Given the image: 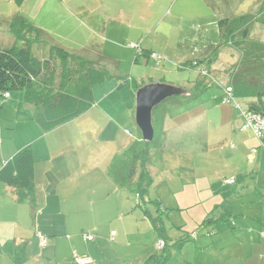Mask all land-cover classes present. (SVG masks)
Instances as JSON below:
<instances>
[{
	"label": "crops",
	"instance_id": "obj_1",
	"mask_svg": "<svg viewBox=\"0 0 264 264\" xmlns=\"http://www.w3.org/2000/svg\"><path fill=\"white\" fill-rule=\"evenodd\" d=\"M102 11L100 0H0V30L6 36L0 38V45L14 44L10 24L21 19L40 31V42L33 46L36 57L44 59L50 45L56 44L118 71L120 61L114 60L108 41L101 50L91 44L92 30L105 37L126 34L123 27L106 23ZM126 37L130 41L129 35ZM132 46L139 48L138 62V55L146 51ZM126 49L134 56L132 48ZM115 84V80L104 81L94 87L93 107L80 117L96 113L95 117L111 120L107 127L101 128L96 120V124L83 127L84 139L69 142L52 139L53 131H43L37 123L39 109L27 101L25 92L0 98V171L19 151L31 146L36 184L33 192L20 198L16 189L0 180V264H77L76 255L89 257V264H146L153 257L163 256L164 251L158 248L161 240L172 249L166 264H264V138L259 140L243 128V116L236 111L243 110L242 105L226 102L223 91L215 96L212 109L209 104L207 109L188 104L174 115L167 130L164 147H171L175 153L192 154L212 145L227 152L223 158L212 152L205 157L206 164L216 170L210 174L213 181L204 188L207 206L193 216L195 226L209 217L217 218L211 225L213 232L205 228L195 239H182L173 236L163 216L151 208H145L143 215L136 211L132 195L116 190L108 177L114 157L131 145L123 138L122 127L134 116L132 105H127L123 124L114 120V107L99 111V105L121 89ZM234 191L237 201L231 202ZM179 202L178 196L172 211L196 209L194 204L179 206ZM178 212L168 217L173 227L183 229L187 219L175 214ZM86 215H90L89 222L83 223ZM102 217L103 224H97ZM117 222H122L123 229L116 226ZM86 230L93 233V241L82 238ZM41 236L46 237L45 246Z\"/></svg>",
	"mask_w": 264,
	"mask_h": 264
},
{
	"label": "rangeland",
	"instance_id": "obj_2",
	"mask_svg": "<svg viewBox=\"0 0 264 264\" xmlns=\"http://www.w3.org/2000/svg\"><path fill=\"white\" fill-rule=\"evenodd\" d=\"M262 2L263 0H100L103 8L101 16L104 21L106 23L111 22L113 26L123 27L126 34L122 33L120 36L110 34L105 37L102 33L92 30L94 35L91 44H93V47L101 50L104 43L108 41L107 48H109L112 56H115L114 60L119 59L120 61L121 68L118 71L124 76L122 81H115L116 88L123 82L125 83L121 89H117L115 94H110V99L101 106L99 105V111L106 112V109H110L109 105L114 107V120H118L119 123L123 124L127 120V105H132L133 121L130 120L131 122L129 121L128 124L122 127L123 138H126L132 145L137 140L139 132L136 122V94L137 89L141 87H138L139 84L165 83L185 88L189 90L190 94H195V83L206 80L200 75V69H209L207 58L211 55L212 48L221 43L219 22L247 13H256ZM126 35H129L130 41H127ZM5 37L4 31L0 30V38L4 39ZM139 38L140 41L136 42ZM253 38L264 42V27L256 26ZM111 40L121 48L111 46L109 44ZM133 44L137 47L140 46V49L146 52H155L160 58L146 57L141 52L138 55V62H135L139 48H134ZM126 48H132L134 56ZM238 59V54L234 53L232 49H224L220 53L218 61L212 66L211 71H216L215 75L219 71L221 73L219 74V81L224 82L226 79L225 73L230 64L232 65ZM195 61L200 63L199 68L193 69L190 65ZM223 91L221 86L215 83L208 90L192 98L189 106L207 109L209 104V109H212L216 105L215 96L223 93ZM188 97L169 98L159 105L153 113L156 128L160 126L159 115H164L161 123L164 127L166 126L165 131L167 132L168 128L173 125L174 115L187 106L184 101ZM179 103L183 104L178 105ZM239 103L242 105L243 110L235 109L239 115H242L244 111L248 110V102L240 101ZM233 105L235 106L234 103ZM95 114L91 113L87 117L68 122L54 130L50 137L62 142H69L70 139H84V135H82L83 127L96 124V120L101 128L107 127L111 120L103 116L95 117ZM13 132L11 130V133ZM105 139L106 137L103 138V140ZM209 152H212V155L219 154L221 158L225 157L227 153L222 151L219 146L214 147L213 145L205 151L203 149L197 150L192 154L175 153L171 147H163L159 156L155 157L156 161L150 166L153 182L149 187L146 202H143L142 206H136L135 192L126 190L132 195V202L136 207V211L143 215L145 208H151L156 215L163 216V221L168 230H171L172 235L177 238L191 239L192 235L201 234L206 230L205 228H211L210 231L213 232L212 226H204V222L195 226L194 223L197 219L196 217L193 218L194 215L199 214L196 210L205 209L208 202L206 200L209 199L205 195L204 188L207 186L206 184H210V180L213 181L210 174H215L213 172L216 170L208 162L206 164L205 157L210 156ZM189 165H192V167ZM197 178H199L197 182L196 180L195 182L192 181ZM115 189L120 190L116 187ZM178 196L179 206L180 204L187 206L191 203L195 205L196 209H185L181 212L172 211L171 205L177 202ZM230 201H237L235 191L231 194ZM159 204L163 205L164 208L161 209ZM172 212H178L175 214H181L187 219L185 220L187 225L183 229L177 226L173 227L174 223L172 219L170 221V216L168 217ZM99 215L101 216V214ZM89 219L90 215H86L83 223H88ZM104 220L105 218L102 217L97 224H103ZM184 223L182 222V224ZM116 226L123 229L122 222H117ZM194 226L196 227L195 232L188 235L190 230L195 228ZM86 231L81 232L83 239H86L85 237L90 234L93 235L89 230ZM94 234L101 237L95 231ZM204 234L207 235V233ZM229 239H232V236Z\"/></svg>",
	"mask_w": 264,
	"mask_h": 264
},
{
	"label": "trees",
	"instance_id": "obj_3",
	"mask_svg": "<svg viewBox=\"0 0 264 264\" xmlns=\"http://www.w3.org/2000/svg\"><path fill=\"white\" fill-rule=\"evenodd\" d=\"M258 25L264 27V0L256 13H247L219 22L221 43L212 48V53L207 58L210 70L203 68L199 72L206 78V82L195 83L196 93H191L185 99L187 105L192 98L216 83L224 90L225 99L229 98L230 90L231 102L235 106L241 107L239 102L247 101L246 111L264 118V42L253 38V32ZM10 28L14 44L0 45V98L20 91L25 92L27 101L39 109L37 123L45 133L85 115L94 104V87L104 81H122L124 75L116 69L105 66L101 61L88 60L56 44L50 45L44 59L38 58L33 53V46L40 42L39 29L33 23L21 19L13 20ZM224 49L234 50L239 53L240 58L236 63L230 64L225 73L226 79L222 82L219 81L221 73L218 71L215 75L216 71L212 72L211 69ZM153 54L155 53H144L146 57ZM199 64L195 61L190 67L196 69ZM124 84L123 82L119 87ZM163 116L158 117V128L153 119L155 135L151 142L144 141L139 130L137 140L128 150L115 156L108 169V177L117 189L135 192L137 206L146 202L153 182L150 166L164 147L167 132L161 123ZM0 180L16 189L20 198L35 190V156L31 146L19 151L1 169ZM217 221V218L209 217L204 226ZM196 237L197 235H192V239ZM161 241L165 243V247L160 250L164 251L163 256L153 257L146 264H166L169 260L171 250L164 240Z\"/></svg>",
	"mask_w": 264,
	"mask_h": 264
},
{
	"label": "water",
	"instance_id": "obj_4",
	"mask_svg": "<svg viewBox=\"0 0 264 264\" xmlns=\"http://www.w3.org/2000/svg\"><path fill=\"white\" fill-rule=\"evenodd\" d=\"M189 90L165 83H149L137 90L136 122L146 142H151L155 135L153 124L154 110L165 100L178 96H189Z\"/></svg>",
	"mask_w": 264,
	"mask_h": 264
},
{
	"label": "built area",
	"instance_id": "obj_5",
	"mask_svg": "<svg viewBox=\"0 0 264 264\" xmlns=\"http://www.w3.org/2000/svg\"><path fill=\"white\" fill-rule=\"evenodd\" d=\"M152 56L155 58H159V56L157 54H153ZM228 95H229V98L226 99V102L230 103L231 98H232L231 94H230V90H229ZM8 96L9 95H5L4 98H6ZM237 107H239V106H237ZM242 116L245 119V124H244L243 128L245 130H251L258 139H262L264 136V118H263V116L259 115V114L250 113L248 111H244L242 113ZM41 239H42L41 245L45 246L46 245V237L41 236ZM86 239L89 241H93L94 237L88 235V236H86ZM164 247H165V243L163 241H160L158 243V248L161 250ZM75 262L77 264H89V263H91V259L89 257L76 255L75 256Z\"/></svg>",
	"mask_w": 264,
	"mask_h": 264
}]
</instances>
